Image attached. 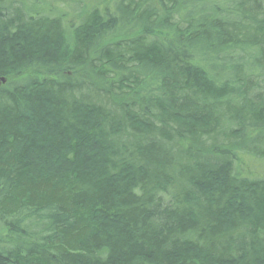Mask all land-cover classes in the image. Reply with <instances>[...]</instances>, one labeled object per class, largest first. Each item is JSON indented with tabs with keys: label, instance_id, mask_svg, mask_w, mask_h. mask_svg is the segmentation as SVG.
Returning a JSON list of instances; mask_svg holds the SVG:
<instances>
[{
	"label": "trees",
	"instance_id": "1",
	"mask_svg": "<svg viewBox=\"0 0 264 264\" xmlns=\"http://www.w3.org/2000/svg\"><path fill=\"white\" fill-rule=\"evenodd\" d=\"M8 2L0 264H264V0Z\"/></svg>",
	"mask_w": 264,
	"mask_h": 264
},
{
	"label": "rangeland",
	"instance_id": "2",
	"mask_svg": "<svg viewBox=\"0 0 264 264\" xmlns=\"http://www.w3.org/2000/svg\"><path fill=\"white\" fill-rule=\"evenodd\" d=\"M8 2V4L10 3V1L16 2L18 4H21V2L23 1V3H30L32 2V0H0V5H5V2ZM29 9H31V7H29Z\"/></svg>",
	"mask_w": 264,
	"mask_h": 264
}]
</instances>
